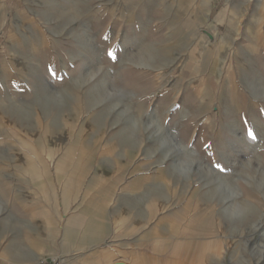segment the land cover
<instances>
[{"label":"rangeland","instance_id":"1","mask_svg":"<svg viewBox=\"0 0 264 264\" xmlns=\"http://www.w3.org/2000/svg\"><path fill=\"white\" fill-rule=\"evenodd\" d=\"M53 256L264 264V0H0V264Z\"/></svg>","mask_w":264,"mask_h":264},{"label":"bare ground","instance_id":"2","mask_svg":"<svg viewBox=\"0 0 264 264\" xmlns=\"http://www.w3.org/2000/svg\"><path fill=\"white\" fill-rule=\"evenodd\" d=\"M75 235H76V234H75ZM77 235H78V234H77ZM80 235H82V237L85 238V239H87V238H91V236H92V234H91L90 232H87V231L84 232V233H82V234H80ZM93 236H94V235H93ZM85 239H83V241H84ZM56 258H57V257H54V256H53L52 259H53V260H56Z\"/></svg>","mask_w":264,"mask_h":264},{"label":"crops","instance_id":"3","mask_svg":"<svg viewBox=\"0 0 264 264\" xmlns=\"http://www.w3.org/2000/svg\"><path fill=\"white\" fill-rule=\"evenodd\" d=\"M63 261L65 262V264H66V263H67V264H72V262H73V261L71 260L70 257H64V258H63ZM63 261H62V262H63Z\"/></svg>","mask_w":264,"mask_h":264},{"label":"built area","instance_id":"4","mask_svg":"<svg viewBox=\"0 0 264 264\" xmlns=\"http://www.w3.org/2000/svg\"><path fill=\"white\" fill-rule=\"evenodd\" d=\"M50 264H65V263L62 262L61 260L57 259V260H53V261H51Z\"/></svg>","mask_w":264,"mask_h":264},{"label":"snow or ice","instance_id":"5","mask_svg":"<svg viewBox=\"0 0 264 264\" xmlns=\"http://www.w3.org/2000/svg\"><path fill=\"white\" fill-rule=\"evenodd\" d=\"M109 55H111V53H109ZM250 135H251V133H250Z\"/></svg>","mask_w":264,"mask_h":264}]
</instances>
